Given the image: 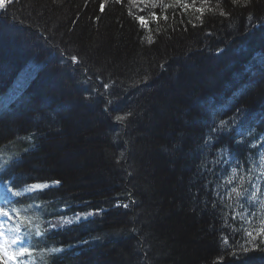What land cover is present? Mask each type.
<instances>
[{"label": "trees", "instance_id": "trees-1", "mask_svg": "<svg viewBox=\"0 0 264 264\" xmlns=\"http://www.w3.org/2000/svg\"><path fill=\"white\" fill-rule=\"evenodd\" d=\"M0 178V264H264V0L5 1Z\"/></svg>", "mask_w": 264, "mask_h": 264}, {"label": "rangeland", "instance_id": "rangeland-1", "mask_svg": "<svg viewBox=\"0 0 264 264\" xmlns=\"http://www.w3.org/2000/svg\"><path fill=\"white\" fill-rule=\"evenodd\" d=\"M5 1L9 2V0H5ZM10 1H14V0H10ZM24 72H22V74L20 75V77L17 80V82L9 90V95L11 96V100L17 98L22 93V91L26 88L27 83L29 81H31L36 75L34 73V74H30V75L24 77ZM175 98L177 99V98H181V97L177 95V96H175ZM8 103H9V101H8ZM90 216H91V214H83V215H78L76 217H68V218L62 219L61 222L65 223V227H69L71 225H74V224L82 221V220L88 219ZM0 233L6 234V231H5V228H4L3 225H0ZM187 237H188V241H189V243L191 245V247H190L191 249L190 250L193 253H199L204 248V245H201L200 243L198 244V242L195 243L194 241H192L194 239L193 235H189L188 234ZM1 238H2V236L0 235V239ZM6 241H8V240H6ZM17 256H19V253L15 254V256H14L15 260H16ZM12 261H14V259H12Z\"/></svg>", "mask_w": 264, "mask_h": 264}, {"label": "snow or ice", "instance_id": "snow-or-ice-1", "mask_svg": "<svg viewBox=\"0 0 264 264\" xmlns=\"http://www.w3.org/2000/svg\"><path fill=\"white\" fill-rule=\"evenodd\" d=\"M9 2H10V0H9ZM4 7H5V0H0V8H4ZM101 10H103V6H101ZM141 21L143 22V18H141ZM72 59H73V61H75L76 58L72 57ZM105 87H107V85H105ZM221 130L222 129L213 128V132H217V131H221ZM43 187H44L43 185H32L31 186V188H33V189H40V188H43ZM0 191H4L6 193H10L11 192V189L7 185H4L3 178H0ZM233 191H235V189H233ZM12 194L13 195H18V193H12ZM237 195H242V194L241 193H237ZM125 207H127V206L125 205ZM4 215H7V214L5 213ZM248 235L251 236L252 234L248 233ZM250 243H251V241H250ZM12 244L14 246H18V247L23 248V240H22V238L17 237L15 239H13ZM244 250L246 251L247 249H244ZM262 250H264V249H262ZM53 251L54 252H59L61 250L60 249H54ZM3 252H4V247L2 245H0V253H3ZM21 254H23V252H21Z\"/></svg>", "mask_w": 264, "mask_h": 264}]
</instances>
